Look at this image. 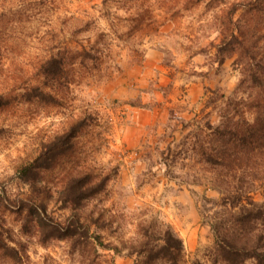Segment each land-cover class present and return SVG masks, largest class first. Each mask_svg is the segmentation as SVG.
<instances>
[{
  "label": "clouds",
  "instance_id": "1",
  "mask_svg": "<svg viewBox=\"0 0 264 264\" xmlns=\"http://www.w3.org/2000/svg\"><path fill=\"white\" fill-rule=\"evenodd\" d=\"M0 264H264V0H0Z\"/></svg>",
  "mask_w": 264,
  "mask_h": 264
}]
</instances>
